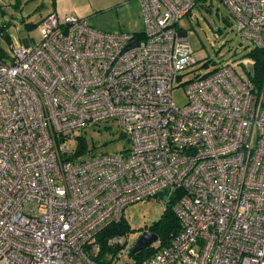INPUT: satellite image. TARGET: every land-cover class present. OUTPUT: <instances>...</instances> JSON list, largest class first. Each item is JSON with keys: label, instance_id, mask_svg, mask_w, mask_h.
I'll list each match as a JSON object with an SVG mask.
<instances>
[{"label": "built area", "instance_id": "built-area-1", "mask_svg": "<svg viewBox=\"0 0 264 264\" xmlns=\"http://www.w3.org/2000/svg\"><path fill=\"white\" fill-rule=\"evenodd\" d=\"M135 1L139 32L53 11L36 42L0 59V264H105L100 231L165 190L180 230L141 264H264V75L222 63L185 82L177 105L196 63L177 23L198 0ZM221 1L264 49V0ZM106 120L130 146L71 159L74 131Z\"/></svg>", "mask_w": 264, "mask_h": 264}, {"label": "rangeland", "instance_id": "rangeland-1", "mask_svg": "<svg viewBox=\"0 0 264 264\" xmlns=\"http://www.w3.org/2000/svg\"><path fill=\"white\" fill-rule=\"evenodd\" d=\"M98 1L105 5L109 0H79L82 7ZM42 2L46 8H42ZM50 0H0V50L2 59L9 62L11 54L10 42L20 41L28 37L30 43L38 40L37 21L41 13L49 6ZM137 5V4H136ZM137 7V6H136ZM89 13L82 14L88 24L95 29L108 32H139L143 29L141 17L134 6L124 8L95 7ZM138 8V7H137ZM27 23H31L28 25ZM177 27L188 33V40L193 49L196 63L182 72L181 80L172 89V100L179 106L186 102L185 82L196 74H204L214 70L218 65L244 59L252 68V59L247 55L252 44L238 33L228 7L221 0H198L191 13L181 18ZM8 34V38L4 37ZM183 83V84H180ZM83 139L85 148L76 157L84 159L94 154H118L130 146L128 135L121 132L115 120L89 124L81 130H75L73 140L68 144L70 154L78 149L79 140ZM168 190L158 195L130 203L124 209L125 231L123 242L115 255H109L112 264H134L129 254L138 236L150 230V226L158 222L164 214ZM158 243L155 240L152 245Z\"/></svg>", "mask_w": 264, "mask_h": 264}, {"label": "trees", "instance_id": "trees-1", "mask_svg": "<svg viewBox=\"0 0 264 264\" xmlns=\"http://www.w3.org/2000/svg\"><path fill=\"white\" fill-rule=\"evenodd\" d=\"M139 34V33H138ZM5 38H8V34H4ZM252 59V67H253V79L254 81H260L262 75H264V49L252 47L247 54ZM2 57V51L0 50V59ZM85 144L84 140L80 138L78 143V149L72 154V158L78 157L84 150ZM175 201V197L171 196L169 202H167L166 208H164V214L159 219L158 222L153 223L150 226V231H153L158 236V241L160 242L159 247L167 246L171 239L176 235L180 230V222L172 209V204ZM125 221L124 217L118 223H113L106 226L103 230L98 234V242L100 244V250L97 259L102 260L103 263L109 264L110 261L104 259L107 254L115 255L119 250L121 245H107V238L113 234H122L125 231ZM156 249H154L151 245L139 250L135 253L132 252V248L130 250V255L134 259V264H141V262L150 257Z\"/></svg>", "mask_w": 264, "mask_h": 264}, {"label": "crops", "instance_id": "crops-1", "mask_svg": "<svg viewBox=\"0 0 264 264\" xmlns=\"http://www.w3.org/2000/svg\"><path fill=\"white\" fill-rule=\"evenodd\" d=\"M97 4L95 5L93 2L91 4H86L85 7H82L79 0H50L48 8L44 13H41L39 16V20L37 23L48 13L50 12H58L59 14H75L81 16L83 13H89L88 11H92L97 9L95 7H104V8H124L129 6H134L136 13L141 17L140 6L135 0H109L104 6L100 5L98 1H95ZM137 4V5H136ZM138 8H137V7ZM42 8H46L45 4L42 2ZM84 17V16H83ZM36 23V25H37ZM31 25V23H27ZM137 32V31H135ZM131 32V33H135ZM15 44L10 42V47L16 44H33L30 43L28 37L22 38L20 41H14Z\"/></svg>", "mask_w": 264, "mask_h": 264}, {"label": "water", "instance_id": "water-1", "mask_svg": "<svg viewBox=\"0 0 264 264\" xmlns=\"http://www.w3.org/2000/svg\"><path fill=\"white\" fill-rule=\"evenodd\" d=\"M138 43L137 40L132 41V45H136ZM27 45V43H26ZM158 236L156 233H154L153 231H144L143 233H141L137 240L135 241L133 247H132V252L135 253L139 250H142L144 248H146L147 246H149L152 242H154L155 240H157Z\"/></svg>", "mask_w": 264, "mask_h": 264}]
</instances>
